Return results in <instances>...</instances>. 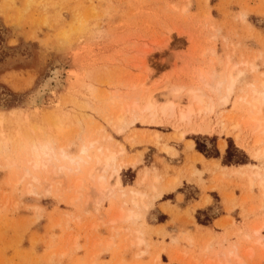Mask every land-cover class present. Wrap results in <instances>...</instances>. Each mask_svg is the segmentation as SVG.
Masks as SVG:
<instances>
[{
    "label": "rangeland",
    "instance_id": "obj_1",
    "mask_svg": "<svg viewBox=\"0 0 264 264\" xmlns=\"http://www.w3.org/2000/svg\"><path fill=\"white\" fill-rule=\"evenodd\" d=\"M246 58L258 66L247 76L261 78L264 0H0V264H154L157 255L162 264H178L168 255L174 250L183 254L186 263L197 264L203 252L198 229L206 227L201 224L209 225L212 219L220 218L216 229L206 228L221 237L234 224L240 227L264 217L262 190L246 187V180L236 176L211 179L215 175L210 169L196 174L194 169H200L197 165L202 171L204 166L194 153L189 154L185 141L192 139L195 149L199 146L210 155L215 154V146L220 151L219 143L225 141L228 155L226 150L220 151L221 162L238 165L249 160L258 165L250 157L252 143L246 131L216 125L214 117L210 119L215 126L213 134L187 132L183 139L175 140L174 134L186 129L172 120L127 125L117 133L122 125L117 126L114 118L120 106L116 103L127 101L131 90L158 96L174 84L196 82L198 70L221 72L226 60L239 65ZM55 70L59 71V81L39 94ZM135 83L145 87L140 89L139 84L137 90ZM237 133L244 138L242 148L234 140ZM94 140L97 143L90 148L93 156L86 159V166L59 155L51 158L44 170L28 162V149L34 143L50 142L58 152L63 149L76 158ZM119 144L124 145L125 153L118 155V163L129 158L138 161L121 170L124 186L147 192L146 185L137 182L145 170L149 175L181 182L162 197L169 200L167 205L157 206L156 202L134 224L111 223L125 199L111 195L98 204L102 195L96 183L91 184L94 179L88 178L96 165L97 147L118 146L113 150L119 152ZM182 144L183 160L177 150ZM162 145L172 146L175 152L163 151ZM63 167L71 172L60 173ZM110 173L99 171L94 176ZM205 174L211 184L206 185ZM184 179L194 182L198 189L183 186ZM76 180L83 184L74 200L72 185ZM213 189L219 190L222 198L206 195L201 206L210 199L214 207L197 213L196 207L181 212L180 208H186L198 192L205 195ZM166 217L169 221L165 225H156V220ZM221 220L225 226L217 225ZM137 227L148 247L131 244ZM187 236L194 239L193 243ZM167 239L175 243L174 250L167 248ZM260 250L247 264H264Z\"/></svg>",
    "mask_w": 264,
    "mask_h": 264
},
{
    "label": "bare ground",
    "instance_id": "obj_2",
    "mask_svg": "<svg viewBox=\"0 0 264 264\" xmlns=\"http://www.w3.org/2000/svg\"><path fill=\"white\" fill-rule=\"evenodd\" d=\"M226 61L227 62H224L225 64L223 65V67L220 66L222 69L221 72H218L215 69L206 72L197 69L198 72L196 73L195 72L196 69H195L194 73H196V82L195 80L194 82L191 80L190 83L188 82L182 84H174L171 87L169 86L170 88L166 90V92H163L158 96L153 94V92L150 93L146 90H144V92L140 90L144 94L141 93L140 91L135 92L139 90V86H138L139 84H140V89H142L144 85L142 82L143 85L139 83L137 84V86H135L136 85L135 83L134 84L135 88L136 87L138 88H136L137 90L134 89L135 93H133L132 90L131 93L129 92L128 94L129 98L127 101L121 104L120 101L118 103L114 101L116 103V106H118L117 104L120 105L117 111L116 109H114L117 112V114L116 113L114 114L115 122L117 123V126L122 125L121 128L119 129L117 128L118 129L117 133L123 132L124 127L127 125H136L140 122L159 124L161 123L160 119L164 118L165 120L168 119V121L172 120L175 122L176 125L182 126L186 129L184 131H179L178 133L174 134L175 140H181L184 138V135L187 132L201 134V135L206 133L213 134L212 132L214 131L213 128L215 126L211 124L210 119L215 117L216 125L217 124L220 126L230 125L233 129L239 130V132L246 131L247 133L250 134L251 137L250 140L252 143L250 157L256 160L259 164L257 165L253 163H248V164L244 163V164L231 165V166L220 165L219 162L215 160L208 161L203 154L198 152V153H194V158L196 160H199L203 164L204 170L202 171L200 169L197 170L194 169L195 173L196 174L199 173L202 175V173H205L207 172V170L210 169L211 171H213V174L215 175V176L213 175L215 178H211V179H216L217 181L224 180L229 175H231L232 177L236 176L242 178L246 180V187L252 189L254 186H257L260 189V191L262 190V197L264 198V166H261V162L264 163V73L261 74V78H256V77H253L252 79L249 78L247 76L248 72L254 73L258 69V66L252 63V61L249 58L244 59V61L239 65L237 64L232 65L230 60H226ZM240 61L242 60L240 59ZM59 78H60L59 71L55 70L51 74V76L46 80V82L43 84L42 88L40 89L41 93L39 92V94L42 95L46 91L45 89L49 87V85L54 81L58 82ZM144 83H147L146 80ZM111 100L112 99H109V102ZM113 104L112 107L114 108L115 105ZM230 106H232L231 111L227 113V108H229ZM112 116L113 114L110 115V117ZM156 137L157 136H155V138ZM243 139L244 138L241 136V133H237L234 136V140L236 141L237 146L240 148H242L244 145ZM95 143H97V141L95 142L90 141V145L84 147L82 146L83 148L81 149V153H80L82 154V156L76 158L71 157L63 149H60L58 152V149H56L54 145H52L50 142L45 141L41 143H34L28 149L29 150L28 162L32 165L33 168L44 170L50 159L53 157H57L59 155L65 158V160L68 159L71 163H74L76 165L85 164L88 162L86 159L87 158L91 159L93 156L90 155V148L95 147L96 145ZM193 144L194 143L192 141L188 142L189 147H193ZM114 148H118V146ZM113 149L109 146L104 147V145L97 147L96 151H98L99 154L96 153L98 154L96 156V165L94 168H92L90 173L88 171L89 173L88 175H90L88 178L91 179L90 177H92L94 179L95 182L93 181L90 182L91 184L96 183L95 188L96 189L98 188L97 191L102 195L101 197L98 198V204L100 203V201L102 203L103 198L111 195L119 196L118 199H121L120 197L125 199V202L124 203L122 202V205H120V208H118L119 211L117 209V212H115L117 214L115 215L114 213L113 215L115 216L111 217L110 222L114 224L115 223L118 224L117 223L118 221H123V222H132V224H134V222L141 220L145 217V214L153 207L154 202L157 199L162 198L166 193H170L174 191L176 188L179 187L181 182L176 178L169 180V179H164V177L162 178L161 176L156 174L149 175L148 171L145 170L140 173L137 182L138 185H142V184L146 185L148 189L147 192L133 188L132 186H124L120 178L121 170L131 165L132 166L137 165L138 161H135V159L133 158H129L131 161L125 160V161H120V163H118L117 159L120 158L118 157V155L125 153L124 145L119 144V152ZM219 149L221 152H225L226 150L225 141H221L219 143ZM162 150L167 153L168 152L170 153L172 150L175 152V149L169 145H162ZM65 170L71 172L70 168L63 167L60 169L61 171L60 173L64 172ZM108 170H111L110 176L106 174L108 177L106 175H100L99 177L95 178L96 176L94 175L96 172L99 171L106 172ZM65 173H67V171ZM98 174L99 173H97V175ZM27 175L25 177H27ZM79 180H76V183H74V185L71 184L74 190L76 191V196L73 193L74 200H76L79 196V193H81L79 192V189L82 188L83 183ZM227 182L230 181L227 180ZM71 183H73V181ZM100 198L101 200H99ZM112 198L114 199V197ZM209 202L210 199H207L204 201L203 205H207ZM128 204L130 205V207L126 208V205ZM261 209L262 210L264 209V205H261ZM224 222L225 221L221 220L217 223V225L223 226ZM107 223H109V220ZM116 229L118 230V228ZM119 230H121V228ZM120 232H122V230ZM128 233H130V231H128ZM133 233L134 234L136 233L135 234L136 238H134L135 240L133 243H131L132 241L130 242V239H128L129 243H131L132 245L135 244L136 246L145 244V240L143 239V234L141 229L137 227V229H135ZM198 233H199L198 234L199 239L202 244L203 252L201 257H199L196 260L197 264H247L250 259L255 257V255L258 252V249H261L260 250L261 257H264V217H261L259 220L257 219L252 223H249L247 225L245 224L240 227L235 226L234 224V226L230 230H228L225 234H223L221 237H217L215 233L211 231L210 228H206V227L202 229H198ZM128 235L131 237V234ZM123 238H126V236H124ZM231 239H233L234 241L231 242ZM187 240L191 241L192 243L194 241V239L189 236H187ZM172 241L175 242V239L172 238ZM125 247L126 246H124V248ZM146 247L148 246L146 245ZM174 252L170 251L168 254L171 261H175L178 264H190V263H186L185 258L181 252H179L178 250H177V254H175ZM153 263L162 264L159 255L155 256Z\"/></svg>",
    "mask_w": 264,
    "mask_h": 264
},
{
    "label": "crops",
    "instance_id": "obj_3",
    "mask_svg": "<svg viewBox=\"0 0 264 264\" xmlns=\"http://www.w3.org/2000/svg\"><path fill=\"white\" fill-rule=\"evenodd\" d=\"M185 141H187V142H190V141H192L194 144H193V147H190V149H189V154H192V153H198V151L195 149V142L192 140V139H188V138H186L185 139ZM226 148H227V146H226ZM215 149H216V152L218 153V156L217 157H207V160L208 161H210V160H215V161H218L219 162V164L220 165H226V164H224L223 162H221V154L222 153H220V151L218 150V148H217V146H215ZM178 152H179V157L180 158H182L181 160H183V158H184V154L182 153V151H183V144H182V146L181 147H178ZM200 153V152H199ZM225 153V152H224ZM223 153V154H224ZM202 154V153H201ZM220 154V155H219ZM197 168H200L201 169V167H199V165H197ZM204 179L207 181V183H206V185L207 184H211V182H210V177H209V175L208 174H205L204 176ZM186 184H189V185H192V186H194V187H196L197 188V185L194 183V182H188L187 180H183L182 181V185L184 186V185H186ZM198 189V188H197ZM170 193H172V192H170ZM170 193H166L165 195H168V194H170ZM217 194H218V196H220L221 198H222V195L220 194V192H219V190H217V189H213V190H208L206 193H205V195H204V193H202L201 192V194H200V192H198V194H197V197L196 198H194V199H192L191 201H189V203H188V206L186 207V208H180V210H181V212L182 211H185V210H187L188 208H194V207H196V209H195V213H197L198 211H204V210H207V209H210L211 207H214V203L212 202V200L207 204V205H205V206H201V203H202V201H203V197L204 196H206V195H208L209 197H210V199H213V196H217ZM164 195V196H165ZM236 195L237 196H239V194H237V192H236ZM164 198V197H163ZM163 198H160V199H157L155 202H154V205L156 204V202L158 203L157 204V206H160L161 204H165V205H167V203L169 202V200H163ZM179 198H180V196H178V197H174V199L176 200V199H178L179 200ZM161 200V201H160ZM198 205V206H197ZM173 205H171V207H172ZM176 207H178V205L176 204L175 205ZM174 207V206H173ZM172 211H175V209H172ZM160 215H164V216H167V214L168 215H170V213H167V212H161V213H159ZM194 216V215H193ZM193 218H195V217H193ZM220 218H216V219H212V222L209 224V225H203V224H201L202 226H206V227H212L213 229L215 228L216 229V222L219 220ZM214 220V221H213ZM169 221V217H166L165 219H164V221H158V220H156V225L157 226H160V225H165V223L166 222H168ZM195 221H196V218H195ZM191 222H192V220H191ZM196 223H197V221H196ZM213 223V225H211ZM153 225H155V224H153ZM199 226V225H198ZM195 229V227L193 226V228H192V231ZM199 229H202L201 227L199 228ZM216 231V230H215ZM175 238L177 237V236H174ZM170 239H167V241L165 242V244L167 245V248L169 249V250H174V248H175V243H172V242H170L169 241Z\"/></svg>",
    "mask_w": 264,
    "mask_h": 264
},
{
    "label": "trees",
    "instance_id": "obj_4",
    "mask_svg": "<svg viewBox=\"0 0 264 264\" xmlns=\"http://www.w3.org/2000/svg\"><path fill=\"white\" fill-rule=\"evenodd\" d=\"M196 150L198 152L202 153L205 157H217L218 156V153L217 152H215V154H213V155L207 154L203 149L199 148V146H196ZM226 154L228 155V150H226ZM248 162H249V160H247L246 162L236 163V164H244V163H248ZM226 165H232V164L229 161V164L226 163Z\"/></svg>",
    "mask_w": 264,
    "mask_h": 264
}]
</instances>
